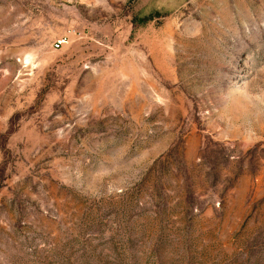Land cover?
Instances as JSON below:
<instances>
[{"label":"rangeland","instance_id":"374dc122","mask_svg":"<svg viewBox=\"0 0 264 264\" xmlns=\"http://www.w3.org/2000/svg\"><path fill=\"white\" fill-rule=\"evenodd\" d=\"M0 264H264V0H0Z\"/></svg>","mask_w":264,"mask_h":264},{"label":"built area","instance_id":"2783aa9c","mask_svg":"<svg viewBox=\"0 0 264 264\" xmlns=\"http://www.w3.org/2000/svg\"><path fill=\"white\" fill-rule=\"evenodd\" d=\"M61 44H62V41H57V42L55 43V45H54V48H55V49H58V48L61 46Z\"/></svg>","mask_w":264,"mask_h":264}]
</instances>
